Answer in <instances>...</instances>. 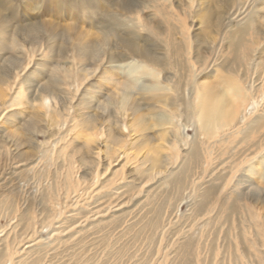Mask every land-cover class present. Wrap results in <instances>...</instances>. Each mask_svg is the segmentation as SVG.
Returning a JSON list of instances; mask_svg holds the SVG:
<instances>
[{"label":"rangeland","instance_id":"374dc122","mask_svg":"<svg viewBox=\"0 0 264 264\" xmlns=\"http://www.w3.org/2000/svg\"><path fill=\"white\" fill-rule=\"evenodd\" d=\"M170 3L0 0V203L13 193L11 206L0 205V264H264V159L243 162L264 129L248 141L203 138L191 188L176 189L153 160L169 156L163 166L174 167L175 152L153 137L143 142L162 131L151 124L167 108L142 96L143 80L130 91L138 111L114 107L116 82L133 65L112 72L105 63L132 40L165 52L173 81L189 83L190 95V60L208 64L197 82H212L210 69L240 71L260 95L264 0ZM191 111H182L189 121ZM118 125L123 135L108 141Z\"/></svg>","mask_w":264,"mask_h":264},{"label":"bare ground","instance_id":"6f19581e","mask_svg":"<svg viewBox=\"0 0 264 264\" xmlns=\"http://www.w3.org/2000/svg\"><path fill=\"white\" fill-rule=\"evenodd\" d=\"M167 1L169 5H171L170 0ZM219 21H221V19L218 20V23ZM146 26L148 27L149 25ZM189 27L191 28L192 25ZM189 27L183 26L182 32L187 45V48L184 47L186 51L185 53L191 55V50L194 46H192L193 36ZM154 30L156 32L155 36L160 38L161 33L157 31V29ZM261 33H264V31ZM256 34L258 35V33ZM122 42L123 48L121 50H118L120 48L119 47L118 49H113V51L108 52V58L105 63L108 65L107 67L112 69V72H116L118 67L124 68L129 65H133V67H131L132 70L130 69L131 71L123 76L121 80L116 82L115 86L119 88L120 94L116 100L112 101V103L114 107L118 105V108L121 109L130 105L132 111H138L139 107L137 105L129 103L130 91L131 88H136L139 84V80H143L140 84L143 91L141 93L142 96L146 95V99L150 101L153 100L157 104H161L163 107L167 108H164L163 112L157 113L154 119L155 122H153V124L150 123L151 128L160 127L162 128V131L157 132V135H155V133L151 136L146 135L143 138V142L146 143L147 140H150L153 137L154 140L159 141V147H162V144L166 143L169 145L170 149L175 152L176 166L174 167L163 166L166 165L165 160L171 162V159L173 161L174 158L166 156L159 160L153 156L154 162L159 161L156 167L159 169L162 168L159 172L161 174L164 173L166 177H168L167 180L174 184V188H191L189 186V184L192 183L189 179L190 173L193 167L197 165V160H200L201 163H203V154L200 152L201 144H203V138L207 140L219 139L223 142H229V139L241 135L243 141H248L251 137H255V134L259 133L261 129H264V89L259 91L262 92V94L257 95V87L254 85L255 82L251 80L248 74L243 75L242 73H239L240 71L236 72L234 70L221 72L216 69H210L213 74V80L212 82L209 81L203 84V82L201 83L197 81L199 76L201 77L203 74V66L206 69L208 68V64L206 61L204 62L205 64H203L202 61L198 66L196 65L198 60H194L193 62L189 59L190 65H188V68L190 69V74L188 73L187 76H192L194 79L193 94L190 95V86H188L189 83L184 86H180V84L176 85L173 81L176 74L175 72H172V69L174 70V68H177L173 67V63L171 62L165 63L163 61L164 57L161 58L159 56V54H164L165 52L158 53V51H151L132 40H122ZM13 43L20 44V42L15 39L13 40ZM14 44L13 46H15ZM165 46L167 47V44ZM162 48L164 47L159 48L161 50L160 52H163L165 49L164 48L162 51ZM197 54L198 51H196V55ZM259 61L260 60H257L256 64L261 65V68L263 69L264 60ZM112 76L113 75L110 74L107 78L112 80ZM22 93L23 89L19 88L18 94ZM191 97L193 100L192 107L188 102V99ZM258 97H260L259 100L257 99ZM44 100L45 102L50 103L54 99L44 98ZM178 102H180V104H178ZM183 109L192 110L190 114L192 117L191 121H189L187 117L183 116ZM190 124L191 127L193 126L194 131L191 136L185 132V129L188 128V125ZM122 125L124 130L128 129L127 124L124 123ZM166 126L169 127L166 128ZM122 131L121 125H118V127L115 128V132L112 130L107 132L109 136H112V140H107L112 142L117 141L119 139L118 136L123 135L121 133ZM247 144L249 148L254 147V150L251 151L249 149L251 152L244 158L243 162H247L248 164L250 162L253 163L254 161H258L259 164L262 165V160L264 159V148L261 150L260 145H264V131L257 137L256 140L254 139L252 143ZM259 151L260 155L257 156ZM178 158L179 161H177ZM260 177L261 179H264V172H261ZM248 178L242 175V179L240 178L239 180L251 184V180ZM238 185H240V181H236V183L232 184L229 190H232V193L236 192V186ZM197 187H192V191L196 192L198 190ZM199 189L201 191L202 188L199 187ZM210 191L213 192L212 188H205V192L200 195H208ZM9 194H11L10 198H12L13 193L10 192ZM9 199H3L0 205L11 206ZM31 216V209H25L24 213H22V217H24L27 221L29 220L28 223L32 218Z\"/></svg>","mask_w":264,"mask_h":264}]
</instances>
